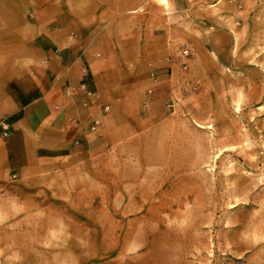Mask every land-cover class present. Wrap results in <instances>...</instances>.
Wrapping results in <instances>:
<instances>
[{
  "label": "rangeland",
  "instance_id": "1",
  "mask_svg": "<svg viewBox=\"0 0 264 264\" xmlns=\"http://www.w3.org/2000/svg\"><path fill=\"white\" fill-rule=\"evenodd\" d=\"M207 1L240 30L235 57L230 37L206 40L223 28L216 9L193 19L176 45L189 85L168 118L142 121L131 95L123 133L110 122L84 151L0 175V264H264V84L250 95L230 70L249 50L264 70V0ZM142 7L153 17H122Z\"/></svg>",
  "mask_w": 264,
  "mask_h": 264
},
{
  "label": "crops",
  "instance_id": "2",
  "mask_svg": "<svg viewBox=\"0 0 264 264\" xmlns=\"http://www.w3.org/2000/svg\"><path fill=\"white\" fill-rule=\"evenodd\" d=\"M166 1L163 7L141 5L142 0L132 6L123 0H0V120L10 126L7 138L0 131V175L15 176L37 161L84 151L96 134L109 136L110 122L121 124L117 129L123 133L130 117L123 106L131 95L142 121L150 120V112L156 113L154 122L168 118L173 99H182L189 85L188 59L179 56L176 45L185 42L193 19L200 23L216 9L213 19L223 28L209 27L213 32L206 40L213 44L216 35L230 37L235 57L241 33L226 24L225 6ZM139 6H152L153 17L146 7L136 20L122 17ZM128 26L138 30L126 36ZM250 53L248 67L233 60L230 70L237 82L244 77L243 90L251 95L264 84V70ZM145 62L156 81L139 67ZM203 73L207 78V68ZM92 121L98 122L93 132Z\"/></svg>",
  "mask_w": 264,
  "mask_h": 264
},
{
  "label": "built area",
  "instance_id": "3",
  "mask_svg": "<svg viewBox=\"0 0 264 264\" xmlns=\"http://www.w3.org/2000/svg\"><path fill=\"white\" fill-rule=\"evenodd\" d=\"M188 54H189V50L188 49H183V50L180 51V55L182 57H186ZM148 78L152 82L156 81L157 75H156L155 70L153 68L149 69ZM91 97H92V95H91ZM92 103H93V99H92ZM102 109H103V111L107 110L106 107H103ZM97 125H98L97 121H92L91 126H90V131L91 132L95 131ZM0 131H1V137L2 138H7L10 135V126L4 120H0Z\"/></svg>",
  "mask_w": 264,
  "mask_h": 264
}]
</instances>
